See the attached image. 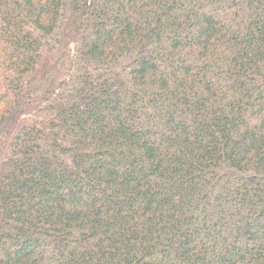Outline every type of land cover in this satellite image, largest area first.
I'll return each instance as SVG.
<instances>
[{
    "label": "trees",
    "instance_id": "16d2710c",
    "mask_svg": "<svg viewBox=\"0 0 264 264\" xmlns=\"http://www.w3.org/2000/svg\"><path fill=\"white\" fill-rule=\"evenodd\" d=\"M0 264H264V0H0Z\"/></svg>",
    "mask_w": 264,
    "mask_h": 264
}]
</instances>
